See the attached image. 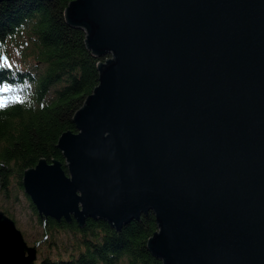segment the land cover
Returning a JSON list of instances; mask_svg holds the SVG:
<instances>
[{
    "label": "water",
    "instance_id": "obj_1",
    "mask_svg": "<svg viewBox=\"0 0 264 264\" xmlns=\"http://www.w3.org/2000/svg\"><path fill=\"white\" fill-rule=\"evenodd\" d=\"M64 21L110 58L56 141L67 174L23 175L37 213L119 231L151 212L163 264H264V0H75ZM35 260L0 212V264Z\"/></svg>",
    "mask_w": 264,
    "mask_h": 264
},
{
    "label": "trees",
    "instance_id": "obj_2",
    "mask_svg": "<svg viewBox=\"0 0 264 264\" xmlns=\"http://www.w3.org/2000/svg\"><path fill=\"white\" fill-rule=\"evenodd\" d=\"M75 0H12L0 2V188H23L25 171L39 160L66 162L56 143L62 133H77L72 118L98 86L97 63L86 49V33L64 21ZM8 89V92L5 91ZM49 248L57 251L34 264H163L147 249L158 232L153 213L119 231L107 221L74 218L59 222L39 215ZM41 216V217H40ZM45 239V240H46Z\"/></svg>",
    "mask_w": 264,
    "mask_h": 264
},
{
    "label": "rangeland",
    "instance_id": "obj_3",
    "mask_svg": "<svg viewBox=\"0 0 264 264\" xmlns=\"http://www.w3.org/2000/svg\"><path fill=\"white\" fill-rule=\"evenodd\" d=\"M5 91L8 92V89ZM0 212L14 222L27 246L36 248L35 262L47 256L51 259L55 258L57 251L45 244L47 242L45 230L38 223L23 188L17 187L14 183L7 191L0 188Z\"/></svg>",
    "mask_w": 264,
    "mask_h": 264
},
{
    "label": "snow or ice",
    "instance_id": "obj_4",
    "mask_svg": "<svg viewBox=\"0 0 264 264\" xmlns=\"http://www.w3.org/2000/svg\"><path fill=\"white\" fill-rule=\"evenodd\" d=\"M3 106H4V102L0 101V107H3Z\"/></svg>",
    "mask_w": 264,
    "mask_h": 264
},
{
    "label": "bare ground",
    "instance_id": "obj_5",
    "mask_svg": "<svg viewBox=\"0 0 264 264\" xmlns=\"http://www.w3.org/2000/svg\"><path fill=\"white\" fill-rule=\"evenodd\" d=\"M13 259V258H12ZM17 260V259H16ZM15 261V260H14ZM18 261V260H17ZM16 262V261H15ZM8 264H13V263H11L10 261H8Z\"/></svg>",
    "mask_w": 264,
    "mask_h": 264
}]
</instances>
